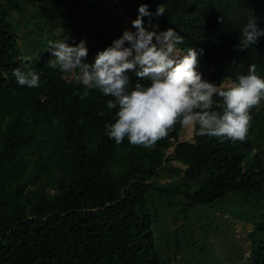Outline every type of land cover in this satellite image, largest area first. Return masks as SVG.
Listing matches in <instances>:
<instances>
[{
	"label": "trees",
	"instance_id": "16d2710c",
	"mask_svg": "<svg viewBox=\"0 0 264 264\" xmlns=\"http://www.w3.org/2000/svg\"><path fill=\"white\" fill-rule=\"evenodd\" d=\"M32 1L0 0V264H201L200 251L190 258L182 254L189 206L232 193L243 196L241 213L251 226L249 264H264V105L252 110L243 142L194 133L179 140L178 124L151 149L127 139L117 145L104 128L113 119L109 97L93 90L82 98L79 70L52 69L47 42L74 45L83 39L85 62L93 63L125 30L100 9V0ZM123 1L134 18L147 4L151 24L184 38L178 45L183 54L203 50L197 70L204 79L235 80L252 63L264 76V36L245 51L237 47L251 16L264 29V0ZM30 5L31 23L21 31L13 12ZM159 7L162 15H156ZM53 14L61 25L57 36L40 23ZM143 20L149 23L148 16ZM21 55L31 57L27 63L40 77L38 87L16 82ZM128 75L135 83V73ZM160 203L184 205L179 230L168 233L167 253L155 233L165 218Z\"/></svg>",
	"mask_w": 264,
	"mask_h": 264
},
{
	"label": "clouds",
	"instance_id": "9594fccd",
	"mask_svg": "<svg viewBox=\"0 0 264 264\" xmlns=\"http://www.w3.org/2000/svg\"><path fill=\"white\" fill-rule=\"evenodd\" d=\"M163 13V7L156 11V15ZM152 15L148 5L141 4L131 22L135 32L125 30L111 46L97 52L93 63L85 62L88 48L83 39L74 45L48 40V65L66 74L79 70L76 79L85 90L82 98L93 90L109 97L106 108L113 112V119L104 128L117 145L127 139L134 147L151 149L178 124L199 136L247 140L251 112L264 105V76L257 74V65H249L248 73L235 80L210 82L197 70L203 50L198 54L188 48L182 55L178 45L184 38L173 28L157 32L144 26L143 18L148 16L151 25ZM262 36L264 29L251 16L242 27L238 50L249 49ZM30 60L21 55L22 66L13 75L20 86L33 88L39 86L40 77L29 67ZM129 72L135 73V83L130 82Z\"/></svg>",
	"mask_w": 264,
	"mask_h": 264
},
{
	"label": "rangeland",
	"instance_id": "374dc122",
	"mask_svg": "<svg viewBox=\"0 0 264 264\" xmlns=\"http://www.w3.org/2000/svg\"><path fill=\"white\" fill-rule=\"evenodd\" d=\"M32 2L38 1L34 0ZM31 5L26 6L22 12H13L12 20L16 24L20 23L19 27L21 31H27L28 24L31 23L32 18L29 17L32 12L30 9ZM99 7L107 14L112 15L124 30L135 32L131 22L136 18L132 17L129 7L125 5L123 0H100ZM98 17L97 15L96 18ZM40 23L53 36H57L61 31L60 21L55 14H53L52 18H40ZM144 26L148 30L163 31L159 27L153 28L156 25H150L145 21ZM26 50L25 48L23 49V51ZM228 81H230L229 78L223 82ZM184 131L185 129L182 128L179 139H191L192 136L187 135ZM2 134V131H0V144ZM172 151L173 147L168 148V152ZM165 177L167 176L163 174V178ZM196 186L197 182L193 184V187ZM182 187L184 189L190 188L185 185ZM242 201L243 196L241 194L232 193L208 204L195 203L189 206L188 216L190 217V221H187V224L190 230H183L182 228L181 240L184 244L182 254L186 258H190L192 255L196 256L200 251L199 256L204 257L201 260V264H249L250 247L254 240L249 235L251 226L243 219L241 213L243 209L241 205ZM159 206L165 212V218L163 222L156 224V240H158L161 246V252L167 253L172 248V245L168 241V233L173 235L179 230L178 227L180 226L177 219L183 212L182 208L184 205L178 206L179 208L171 205L168 208L165 203H160ZM197 245L201 248L195 249Z\"/></svg>",
	"mask_w": 264,
	"mask_h": 264
},
{
	"label": "bare ground",
	"instance_id": "6f19581e",
	"mask_svg": "<svg viewBox=\"0 0 264 264\" xmlns=\"http://www.w3.org/2000/svg\"><path fill=\"white\" fill-rule=\"evenodd\" d=\"M185 129V128H184ZM187 135H191L193 134V131L191 129H185L184 131Z\"/></svg>",
	"mask_w": 264,
	"mask_h": 264
},
{
	"label": "water",
	"instance_id": "95a60500",
	"mask_svg": "<svg viewBox=\"0 0 264 264\" xmlns=\"http://www.w3.org/2000/svg\"><path fill=\"white\" fill-rule=\"evenodd\" d=\"M193 136V135H192ZM180 140V139H179Z\"/></svg>",
	"mask_w": 264,
	"mask_h": 264
}]
</instances>
